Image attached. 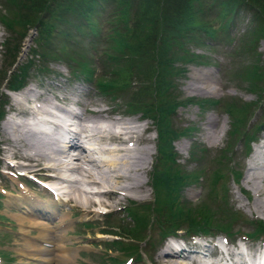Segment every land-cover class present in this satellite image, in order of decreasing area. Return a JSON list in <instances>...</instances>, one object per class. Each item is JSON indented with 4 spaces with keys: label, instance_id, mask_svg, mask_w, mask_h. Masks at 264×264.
Listing matches in <instances>:
<instances>
[{
    "label": "rangeland",
    "instance_id": "374dc122",
    "mask_svg": "<svg viewBox=\"0 0 264 264\" xmlns=\"http://www.w3.org/2000/svg\"><path fill=\"white\" fill-rule=\"evenodd\" d=\"M53 1L61 2L60 0H43L44 4L49 7L54 6ZM108 1L109 0H98V3L93 4L94 10L99 11L100 5L104 6ZM203 1L209 4L210 10L206 12L208 13L206 20H210L208 23L213 27L214 33L212 36H207L199 30L190 33L187 32L186 35L197 39L195 42L196 46L191 44L189 48H192L195 53H199L202 60L207 64L202 66H187L188 72H184V76L178 79V91H180L181 97L183 98H223L226 102L224 110L221 104L205 106L203 110H200V107L195 105H185L183 107H181V105L176 107L174 109L175 113L170 116L171 128L188 131V135H183L182 138L177 137L178 139L175 138L176 140L174 139L173 141V151L177 157L176 166L181 172L189 173L195 170L199 174V178L197 176L194 182L187 180V178L183 180L180 201H183L186 206L181 212L182 214L189 212V214L195 218L197 217V212L190 210V207L201 205V207L204 208L208 206L206 211L207 214L215 212L218 215L217 225L225 223L226 225L230 224V226L227 227V229L229 228V232H227L226 227H224L225 229H220L227 233L228 236L223 233L216 234L215 232L218 229L212 227L211 230L205 233L208 236H204V241L212 240L210 238L214 237V234H216L214 238L219 241V243H222L224 237L226 241L232 242L238 237L244 239L242 245H247L253 249L261 242L252 238V235H246L254 230L255 225L251 221H259L264 227V145L258 143L260 139H262L264 130L260 129L255 131L256 124H264V91L262 94L260 92L261 98L259 99L260 96H258L255 91H250L248 83L239 77V75L243 74L245 67L255 62V53L259 58L258 65L260 67L264 66V37L258 38L255 41H250L251 35L247 34V31L243 34L244 31L249 28V10L244 7L246 4L241 3L237 7H233L230 11L226 12L225 16L227 22H225V19L221 18L219 15V0ZM2 3L6 4L4 0H0V4ZM131 3H141L139 7L140 10H143V8L148 9L145 19L153 16L151 8L156 5L154 0L151 2H147V0H131ZM191 3L195 7V0H191ZM1 9L2 7L0 6V10ZM30 13L36 12L32 9ZM0 15L3 18L8 17V13L5 11H0ZM63 15L67 19L64 28L66 38L61 39L54 30H51V36L47 42L43 43V41H41V45H53L54 50L63 46L64 48L61 52H63L64 60L61 58H44L43 62L48 71H41L37 66L30 65L24 78L25 84L17 92L6 90L5 78L8 74L5 73L3 69L5 67V62L12 58V56L10 54L1 55V52H3V49H1L3 40L10 37V41L13 43L11 40V37H13L15 38V44L17 43L21 47V51L16 58V66L9 68L14 72H19V67L28 63V59H38L37 55H33L32 57L29 51L36 46L34 41L36 30L35 27L28 26L24 32L23 28L19 26L15 27L14 30L10 32L0 22V110L3 112L0 117L2 118L0 120V128L5 115H9L13 110L10 107L8 98L20 101V92L26 87H30L34 95L35 93L38 94L42 92L43 95H41L45 99H36V106L38 104L41 106L52 104L50 102L52 99L59 100V97L65 96V93H69L68 95L70 97L75 98L72 93L73 91L78 94L77 98L80 100V107H77V109L82 115L90 114V112H84L85 107L96 105L106 108L107 111H109L108 108L113 109V116L116 118H122L123 120L137 119L138 121L134 122L133 125L137 128V133L146 127V131L144 132V137L146 138L145 143L148 142L149 150H151V156L145 154L147 163L144 172L139 174V180L142 181V189L145 190L144 194H130L128 197L122 196L118 200L112 198L114 202L108 209L103 206H99V208L95 207V211L96 209H105L108 211L107 214L101 215L99 213H92L87 215L86 219L83 217L85 214L84 211L73 207L71 203H63L62 209L69 211V218L71 219L70 227L66 234L72 237V241L67 242V245L70 247H77L75 250L72 249L73 257L67 264H121L122 261L128 260V258L131 259L130 264H160L154 261V257L158 253V248L161 244L158 243V241H160L162 237L160 238V235L156 232L150 234L148 227L146 229H139V234H129L131 232L129 225L133 224V220L132 217L130 218L128 216V211L125 209L130 206L134 208L142 207L143 209H147L149 206L150 209L151 206L157 205L153 202L151 181L153 175L152 168L155 166L154 163L156 160L153 122L150 119L143 120L140 118L141 115L139 113H128L125 110V99L121 95L113 99L110 95L103 94L98 90L95 79L102 74L104 64L100 61L98 50L89 49L88 42L92 41V39L100 34V31L104 29V25L100 26V30H98L97 27L95 30H90L91 28H88L86 24L82 23V27L79 28L78 32L75 30L74 26L80 23L75 21L72 13L66 12L63 13ZM86 17L91 21V19L96 16L86 15ZM55 21L53 17L50 23H55ZM220 23L225 24V27L219 28L218 24ZM89 30L91 32H98L99 34L96 36H89L87 34ZM19 33L23 35L20 42ZM80 34H85V37H81L73 43L72 41L79 37ZM172 49H174V47L170 46L169 50L172 51ZM82 51H89L88 56H86L87 60H85L89 61L90 67H92L94 71V74L92 73L90 76L92 79L86 82L76 79L79 78L81 74L70 68L76 65L73 62L75 57L79 59V61L83 59V55L85 54H83ZM174 52H176L175 49ZM62 54H60V56ZM204 73L207 75H204ZM200 77L204 78L203 82L198 79ZM189 85L192 86V89L188 87ZM203 85L214 88L215 90L206 92L202 87ZM137 88L138 87L135 85L130 91H136L137 94L143 96L144 91ZM51 93L58 96V98L56 96H51ZM67 100L70 101V99ZM248 103L250 104L245 113V120L240 125L245 131L255 135L256 142L249 146V152L245 149V140L240 138L242 127L240 129L238 125L232 127L231 122L233 115L227 113L225 110L226 107L235 111V108H242ZM84 104H87V106H84ZM32 105H34V103H32ZM21 119H16V122ZM208 119L209 121L206 122ZM142 120L143 122H141ZM221 127L224 129V133H219ZM2 137L0 133V138ZM191 137L192 139H190ZM190 140H194L195 147L189 144ZM23 143L24 141L20 142L22 148ZM51 145L54 150L60 149L55 144ZM129 145H126V147L129 148ZM0 146L6 147L5 142H0ZM136 148L137 150H144V143L130 145V151L126 152L128 161H131V156L134 155L132 151ZM219 151L222 157L224 156L223 159L217 155ZM55 156L58 155L55 154ZM0 157L8 160L10 154L6 153L2 155L0 153ZM218 160L220 162H218ZM8 166V163L0 158V169H9ZM217 172H222L221 178L216 183H213L214 175L211 177V174ZM130 173H132L131 170ZM92 174L94 177L99 176V173L94 170ZM68 176L71 180L65 184L68 186L70 185L72 188L69 187L70 192L67 191V195L69 193H71L69 195H72V189L74 187L77 188V190H80V186H84L83 189L86 190L94 188L92 185H81V183L79 184L73 181L72 179L79 177L78 173L74 171L68 174ZM112 182H114V180H112L111 183ZM27 185L31 187L27 189L36 193L38 198L44 200L51 198L46 192L41 191L37 187H32L30 183ZM19 187L20 183L17 182L11 174H6L0 170L1 264L32 263L31 258L29 259L20 252V249H23L25 246L20 244L23 241L21 230L19 229V224H21V222H19L15 216L19 212V209L14 207L13 204H10V202H8L9 197L5 196L6 192H13L14 196L19 191ZM225 188L227 189V195L220 191H225ZM67 189L68 187L66 190ZM94 196L95 199L98 198V195ZM225 200L227 205L233 208L232 210L226 211ZM160 203H162L161 200L156 207V211ZM177 205H181L180 202L175 206ZM168 212L169 210L165 213V216H167ZM154 215L159 221L165 220V216L163 215L149 213L146 223L152 221L153 229L158 226L160 231L161 228H163L164 221L157 222ZM53 222L55 223L56 221L53 220ZM29 231V234L33 235L37 230L31 227ZM97 232L100 236H97ZM229 233H231L232 236H230L231 234ZM242 234H245L247 237ZM259 235H261V232L258 236ZM260 238L262 237H258V240H260ZM31 240L40 244L42 243L35 238H31Z\"/></svg>",
    "mask_w": 264,
    "mask_h": 264
},
{
    "label": "trees",
    "instance_id": "16d2710c",
    "mask_svg": "<svg viewBox=\"0 0 264 264\" xmlns=\"http://www.w3.org/2000/svg\"><path fill=\"white\" fill-rule=\"evenodd\" d=\"M4 1L6 4H0L2 7L0 11L7 12L8 17L3 18L0 15V21L10 31L19 26L23 28L24 32L28 26L35 27L36 37L34 41L36 46L29 51L32 57L37 55L38 58L28 59V63L19 67V72L7 69L9 74L5 78V82L8 88H18L25 82L24 78L30 65L37 66L41 71H46L44 58H61L64 60L63 52H61L63 46L54 50L53 45H41V41L43 43L47 42L51 36V30H54L61 39L66 38L64 28L67 19L63 13L71 12L75 21L80 23L74 26L77 31L82 27V23L91 28L90 30H95L96 27L100 30V26L104 25V29L100 31V34L90 30L87 32L89 36L99 34L88 42L89 49L98 50L100 61L104 64L102 74L95 79L98 90L103 94L110 95L113 99L121 95L125 99V110L129 113L139 112L142 116L151 117L157 131V153L155 166L152 168L151 181L153 202L158 205L161 200L162 203L159 204L157 211V205L151 206L150 209L149 206L147 209L134 208L133 206L126 207L128 216L132 217L133 220V224L129 225L131 228L129 234H139V229H146L147 227L150 234L156 232L160 235V238L178 230L188 236L195 233L205 234L212 227L218 230L225 229L224 227L227 229L230 224L221 223L217 225L218 215L215 212L206 213L208 206L204 208L201 205L190 207V210L197 212L195 218L189 212L182 214L181 210L186 206L183 201H180L183 180L187 178V180L194 182L199 174L195 170L189 173L181 172L176 166V157L171 145L175 138L188 135V131L175 130L170 126L171 114L179 104L183 103L177 89V80L184 76V64L206 63L202 60L201 55L189 50V45L195 44L197 39L186 34L187 32L200 30L207 36H212L214 29L208 23L210 20H206L208 16L206 12L210 10L209 4L203 0H195L196 5L194 7L191 0H154L156 5L151 8L153 16L145 19L148 9L143 8V10H140L141 3H131V0H109L104 6L100 5L99 11H95L93 7V4L98 3V0L53 1L54 6L51 7L45 5L43 0ZM151 1L147 0V2ZM241 3L246 4L244 7L250 12L249 28L245 30L244 34L247 31V34L251 35L250 41L264 37V0H219L220 17L227 22L226 12ZM32 9L36 13H30ZM86 15L96 17L90 21ZM52 16L56 20L55 23H50L53 20ZM218 27L224 28L225 24L220 23ZM81 37H85V34H80L72 42L74 43L75 40ZM19 38L20 42L23 35L20 34ZM11 40L13 43H11L10 37L5 40L3 49L4 55L10 54L12 61H14L19 52V45L15 44V38L11 37ZM170 46L174 47L176 52H174V49L170 51ZM82 53L85 54L83 59L79 61L75 57L73 62L76 65L70 68L81 74L82 78H90L94 71L90 67L89 61H86L89 51H82ZM60 54L62 55L60 56ZM258 61L259 58L255 53V62L245 67L243 74H240L239 77L248 83L250 91H255L260 96V92L264 89V66L260 67ZM10 62L11 59L7 63ZM14 64L15 62L12 63V65ZM135 85L138 87L137 89L144 91L143 96L137 94L136 91H130ZM199 102L197 101L198 104ZM206 102L216 105L221 104L224 110L226 101L224 99L218 101L207 99ZM249 104L240 107L241 109L235 108V111L225 107L227 113L233 115L232 127L236 125L239 129L242 127L240 124L245 120V113ZM2 113L0 110V117ZM259 125H255V128L257 129ZM240 136L245 140V149L248 148L249 141L255 138L252 133H248L243 127ZM218 156L221 159L224 158L220 152ZM218 162L220 161L218 160ZM213 175V183H216L221 178L222 172L211 174V177ZM220 191L226 195V188L225 191ZM178 202L181 205L175 206ZM224 203L226 211L232 210L227 205L226 200ZM168 210L169 212L165 216ZM149 213L165 216L163 222L156 219L154 215L157 222H163V228L160 231L157 225L153 229L152 221L146 223ZM251 222L255 225L254 230L246 235L256 236L261 230H264L259 221ZM228 229L227 232H229Z\"/></svg>",
    "mask_w": 264,
    "mask_h": 264
},
{
    "label": "bare ground",
    "instance_id": "6f19581e",
    "mask_svg": "<svg viewBox=\"0 0 264 264\" xmlns=\"http://www.w3.org/2000/svg\"><path fill=\"white\" fill-rule=\"evenodd\" d=\"M204 75L207 74L204 73ZM198 79L202 82L204 81L203 77ZM188 87L192 89L191 85ZM202 87L206 92L215 90L206 85ZM72 93L75 98L70 97L68 95L69 93H65V96L59 97L57 101L61 100V102L72 103L80 107V100L77 98L78 94L73 91ZM41 94L42 92H39L34 95L32 94L31 88L26 87L20 92V101L8 98L14 115L23 117V119L19 120L20 123L19 121L15 123L10 122L7 117L2 120L0 133L3 137L0 138V142L4 141L6 147L0 146V153L2 155L9 153V158L13 157L16 160L15 163L11 164L9 160L0 157L9 165V169L4 168L0 170L10 173L13 172L14 175H41L44 174V171H59L60 168H65L67 164L70 163L72 166L68 168L79 175V178L72 179L73 181L79 184L81 183V185L94 186L95 190L93 191H88L92 189H83L81 186L80 190H82L80 191L74 187L72 189V195H69L71 193L67 195V191H69V187L71 186L65 183L71 179L60 180L58 181L57 189H61L59 190L61 195L53 199L48 198L45 200L38 198L36 194L34 195L22 184H20L19 191L14 196L13 192L5 193V196L9 197L8 202L19 209V212L15 216L18 221L21 222V224H19V229L21 230L23 241L20 244L25 246L23 249H20V252L29 259H32L31 264H67L73 257L72 249L75 250L77 247H70L67 245V242L72 241V237L66 234L70 227L71 219L69 218V211L62 209L63 203H71L73 207L84 211L85 214L83 217L86 219L87 215L92 213L96 214L95 207L99 208V206H103L107 209L111 207V204L114 202L112 198L118 200L122 196L128 197L130 194H144L145 190L142 189V181L139 180V174L144 172L147 163L145 154L151 156V150H149L148 142L145 143L146 138L144 137V132L146 131V127L137 133V128L133 125L134 122L138 121L137 119L123 120L122 118H116L113 116L114 112L111 108H108L109 111H107L106 108L96 105H91L89 107L87 104H84V106H87L84 108V112H90L89 115H82L80 113L78 117L74 115V118H77L80 122L73 127L71 131L73 137L70 138L68 146L58 150L52 149L51 144L57 146L58 136H48V134H45V131H36L32 126V122L27 121L35 118L36 114L31 109H29L30 113H27L22 107L24 102H33L32 98H30L31 96L36 97L37 100L45 99L42 97L43 94ZM51 96L55 97L56 95L51 93ZM56 97L58 98V96ZM67 99H70V101ZM50 108L62 111L65 115L68 114L66 110L57 104H46L44 106L38 104L37 107L35 106V109H40V111H38L40 114L51 120H56ZM208 121L209 119L206 122ZM85 122H87L89 126L86 125ZM219 133H224L222 127ZM77 136H83L89 139L94 149L86 153L82 147L77 145ZM262 138H264V136H262ZM21 141H24L23 148L20 144ZM126 141H132L131 143L133 145L144 143V150H137L136 148L132 151L134 155L131 156V161H128V157H126V152L130 151V149L124 146L121 147ZM260 143L264 145V140ZM106 144H111L113 147H104ZM53 152L58 156H55ZM91 154H95L96 157ZM20 169L26 170L25 173L20 172ZM129 169L132 173H130ZM93 170L99 173L98 177H94L92 174ZM112 180H114V182L111 183ZM67 187L68 189L66 190ZM94 195H98V198L95 199ZM53 220L56 222L54 223ZM31 227L37 230L33 235L29 234V228ZM98 234L97 232V236H100ZM31 238H35L42 243L33 242ZM209 248L210 246H205L206 250ZM248 252L251 253V249H249ZM195 254V256L185 255L182 254V252L170 251V249L166 248L156 254L154 261L160 264H206L205 260L197 256V254L204 256V252L198 251ZM211 254L220 255V257L214 262H208V264H218V260H225L222 251L219 249ZM250 255H252V253ZM235 256L236 255L232 251H228L226 259L234 263L237 259ZM251 264L257 263L253 260Z\"/></svg>",
    "mask_w": 264,
    "mask_h": 264
}]
</instances>
